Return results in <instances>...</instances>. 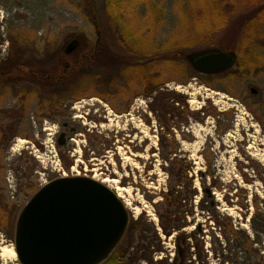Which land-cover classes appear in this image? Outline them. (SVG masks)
<instances>
[{
	"label": "rangeland",
	"instance_id": "obj_1",
	"mask_svg": "<svg viewBox=\"0 0 264 264\" xmlns=\"http://www.w3.org/2000/svg\"><path fill=\"white\" fill-rule=\"evenodd\" d=\"M91 1L98 20L95 24L88 19L85 0H0V62H40L45 75L53 77L62 73L64 64L85 58L98 45L93 61L82 59L75 75L61 86L44 89L20 83L16 89L0 92V264H18L6 248L13 246L15 219L21 208L44 183L73 176L94 179L122 196L118 199L128 213V225L138 222L142 230L132 233L128 255L150 243L146 250L152 252L153 263L166 256L169 263L175 256L178 232L171 230L165 236L160 215L166 208L163 194L179 185L185 217L180 214V223L184 220L186 225L180 231L199 233L195 239L202 242L206 264H264V40L254 37L261 57L256 69L199 75L185 55L204 47L182 46L186 34L180 0H156L162 17L151 29L141 7L118 13L119 26L109 19L101 0ZM233 1L225 9L242 2L245 6L235 12L243 16L252 10L255 0ZM262 8L255 3L254 16ZM239 21L232 16L228 26L236 29ZM255 23L254 30L264 29V20ZM234 29L214 35L212 42L219 46L213 48L222 50L224 43L239 50L242 36ZM122 34L141 50L135 57L142 58L139 55L145 50L148 57L159 55L150 65L161 84L150 97H144L135 83L134 68L141 61L115 62L127 55L118 43ZM73 39L79 42L78 52L64 55ZM174 43L178 44L173 49L178 57L167 53ZM250 87L258 94L252 95ZM159 93L163 97L178 93L186 107L175 104L173 112L164 117L160 98L154 101ZM164 123L173 134L163 139ZM60 131L71 134L58 147ZM34 148L46 156L54 150L59 173L44 175L31 155ZM172 148H176L175 155ZM61 156L70 163L68 167ZM180 167L188 179L178 180ZM118 188L129 190V195ZM193 190L196 194L191 196ZM127 200L138 211L127 208ZM126 237L127 230L116 249ZM234 239L243 244L240 251ZM189 243L192 252L195 241Z\"/></svg>",
	"mask_w": 264,
	"mask_h": 264
},
{
	"label": "water",
	"instance_id": "obj_2",
	"mask_svg": "<svg viewBox=\"0 0 264 264\" xmlns=\"http://www.w3.org/2000/svg\"><path fill=\"white\" fill-rule=\"evenodd\" d=\"M79 46L70 41L64 53ZM185 59L200 75H219L236 63L233 51L210 48ZM254 95L256 90L249 89ZM63 133L57 140L64 146ZM129 223L115 193L94 179H54L39 188L16 216L13 249L18 264H104L120 244Z\"/></svg>",
	"mask_w": 264,
	"mask_h": 264
},
{
	"label": "trees",
	"instance_id": "obj_3",
	"mask_svg": "<svg viewBox=\"0 0 264 264\" xmlns=\"http://www.w3.org/2000/svg\"><path fill=\"white\" fill-rule=\"evenodd\" d=\"M103 3L104 11L107 15H109V19H112V22H116L121 26L120 22L122 21L121 18H118V13L125 12L126 10H130L133 6H138L143 8L146 18L148 20L147 28L151 29V27L155 26L156 24H159L162 17V8L160 4L157 3L156 0H128L127 2L122 0H101ZM260 3L261 6H263L262 9H260V12L257 13V15L254 16V4ZM234 3L233 0H180L178 6L180 9V16L181 20L183 22V25L185 26V36L184 39L185 42H183L184 45L188 49H193L194 47L201 46L206 48H213L216 45V43L212 42V39L214 38V35H216L219 32L225 31H232L231 29H234L231 24L229 23L232 19V16H236L239 24L237 25L235 30V33L241 32V43L239 46V50L236 51L231 44L226 45L222 44L221 49L225 52L233 51L236 53L237 62L238 64H234L233 67L225 72H233V70L240 68L242 70L247 69V72L256 69L255 60L258 58L257 56V46L256 43H254V37L255 38H261L264 33V29L254 30V27H256V21L262 22L264 20V0H255L252 2V10L248 11L247 13L243 14V16H240L235 11H239V9L242 8V6H245L244 3L239 2L236 5H231V8L229 10H226L227 4ZM85 10L88 15V19L93 22L94 24L97 23V16L95 13V8L93 6V3L91 0H85ZM117 15V16H116ZM239 15V16H238ZM118 27V26H117ZM123 40L119 41V45L122 47V49L127 53L126 56H123L121 58H115V62L123 63V65L127 64H133L137 63L138 61H141L142 65L139 67H135V83L137 86L142 88V93L144 97H150L154 90L158 89L160 84L156 82L157 73L154 69H152V66L150 65L152 62L154 63L158 58L159 55H154L152 57H148L146 52L147 50L142 52L141 56L142 58L135 57L136 53L141 51L137 50L136 47H134L131 42L127 39V36L125 34H122ZM178 44H175L173 46H170L169 48V54L177 56L178 52L174 51V48H177ZM98 45H94L92 48L90 54L88 56H85V58L81 59H74L71 62L67 63V68L65 72L64 79L61 80V85L65 84L67 80H70L75 75V69L76 67L79 68L83 64V62L86 61H93L94 54L97 51ZM84 47V46H81ZM169 47V46H168ZM168 47H163V50L168 49ZM244 51L248 55H245ZM109 53V52H108ZM105 51V57L108 60L112 61L113 59L109 57L108 54ZM260 57V56H259ZM261 58V57H260ZM84 61H83V60ZM140 59V60H139ZM83 61V62H82ZM81 62V63H80ZM140 63V62H139ZM140 63V64H141ZM146 64V65H145ZM13 68L9 65L8 69ZM245 68V69H243ZM42 70L43 74H45L44 70L41 68H38ZM39 70V71H40ZM241 70V71H242ZM223 73V74H225ZM244 73V71H242ZM7 73H4L5 75ZM65 82V83H64ZM160 97H154V101L158 100L160 98V109H162L164 113V117L171 113L172 107L177 104V107L179 106H185L184 101L181 99L180 95L178 93H172L169 96H162V93H159ZM169 100H172L171 105L168 103ZM184 107V108H185ZM174 110V109H173ZM177 110V115H180V112ZM156 112V110L154 111ZM173 112V111H172ZM174 114V113H173ZM172 114V115H173ZM164 126L166 127L165 135L163 136L161 132V138H165L167 134L172 136V131L170 130V126L164 123ZM176 148L171 149L172 154H176V151H174ZM176 157V156H175ZM62 162L66 165V167L69 166L70 163L66 162L65 158L61 156ZM177 177L178 180L188 179L186 175L183 176V173H186L185 169L183 167L178 168L177 171ZM205 190L206 196H210V191L207 189ZM196 194V191H191L190 195L194 196ZM184 199L182 198L181 192L179 191V185H174L173 187L169 188L164 194H163V203L165 205V213L164 215H160V224L162 228V233H164L165 236H169L171 230L178 232L175 237V256L170 259V262L168 263L167 256L163 259L152 262L150 259V253L146 249H149L150 243L147 245H140L136 253H129L127 254L128 249L131 247V238L132 233L138 232L141 234L142 230L138 229L137 223L133 222L128 225L127 229V237L125 239V243L116 249L111 256L107 259V261L104 264H134L135 260H145L148 262L147 264H206L204 261L203 256L201 255L203 252L202 242L197 241L195 238L197 234L195 231L190 232L189 234L183 233L182 229L186 227L185 221L183 220L182 223H180V214L183 215L182 219H184V212L181 211L182 208V201ZM252 224H254V215L251 218ZM141 231V232H140ZM180 231V232H179ZM144 239H146L144 237ZM194 240L195 243L193 244V251H191L190 241ZM235 243V247L238 248V250H241V247H243V244L240 243L237 239L233 241ZM123 246V247H122ZM160 251V249H157ZM126 254L128 255L127 261L123 262V259L126 258ZM139 254V255H138ZM194 256V259L192 257ZM251 264V263H250ZM254 264V263H253ZM256 264V263H255Z\"/></svg>",
	"mask_w": 264,
	"mask_h": 264
},
{
	"label": "flooded vegetation",
	"instance_id": "obj_4",
	"mask_svg": "<svg viewBox=\"0 0 264 264\" xmlns=\"http://www.w3.org/2000/svg\"><path fill=\"white\" fill-rule=\"evenodd\" d=\"M96 35L97 37L99 36V32L97 30H96ZM256 39L257 41L260 39L261 41L264 40L263 36L261 38L257 37ZM78 48L79 47H77L74 51H72L69 54L64 53V55L75 54L78 52L77 50ZM258 59L261 60V58L258 56V58L255 60L254 63L256 67H257V63L260 62ZM262 62L264 63V61ZM9 65L13 68L3 69V68L9 67ZM41 67L42 66L40 65V62L30 61L28 59H13V60L8 59L3 62H0V92H2V90L4 91V89L6 88L16 89V86H18L20 83H29L31 85H34L36 88H38L37 86H42L44 89H47V88L51 89V88H55L56 86H61V80H63L65 76L64 74L66 72V68L68 67L67 64L63 65L61 74L53 76V77H50L47 74L46 75L42 74L43 71L38 69ZM262 68H264V64L262 65ZM4 73H7V74L3 75ZM22 94L23 96L25 95L24 92ZM256 94H258L257 90H256V93H254V96ZM62 127L66 128L67 125L63 124ZM62 133L64 134L62 139L65 140V144H66L67 140L69 139V135L71 133H68L66 131H60L58 133V138L60 137Z\"/></svg>",
	"mask_w": 264,
	"mask_h": 264
},
{
	"label": "built area",
	"instance_id": "obj_5",
	"mask_svg": "<svg viewBox=\"0 0 264 264\" xmlns=\"http://www.w3.org/2000/svg\"><path fill=\"white\" fill-rule=\"evenodd\" d=\"M46 124V123H45ZM47 129V128H44ZM46 147V145H45ZM53 152V153H52ZM50 156H46V153L40 152L39 149H33V156L36 158V160L39 162V164L42 167L43 174L50 173H59V170L57 168L59 159L57 158V153L53 150Z\"/></svg>",
	"mask_w": 264,
	"mask_h": 264
},
{
	"label": "bare ground",
	"instance_id": "obj_6",
	"mask_svg": "<svg viewBox=\"0 0 264 264\" xmlns=\"http://www.w3.org/2000/svg\"><path fill=\"white\" fill-rule=\"evenodd\" d=\"M118 191L124 192V193H126L127 195H129V193H130L129 190H127V189H125V188H121V189L118 188ZM115 193H116V196H117V197L122 198V196H120L119 193H117V192H115ZM124 204H125V206H126L127 208L129 207V208L131 209L132 204H131L130 200H127L126 202H124ZM131 210L138 211V209H135V208H133V209H131ZM6 251L8 252V254H9L13 259L16 258V254H15V252H14L13 246H8V247L6 248Z\"/></svg>",
	"mask_w": 264,
	"mask_h": 264
}]
</instances>
